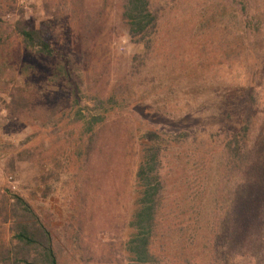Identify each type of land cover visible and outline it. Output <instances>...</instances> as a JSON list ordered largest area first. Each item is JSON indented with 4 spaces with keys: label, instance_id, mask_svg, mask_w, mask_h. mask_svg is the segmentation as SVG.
Masks as SVG:
<instances>
[{
    "label": "rangeland",
    "instance_id": "rangeland-1",
    "mask_svg": "<svg viewBox=\"0 0 264 264\" xmlns=\"http://www.w3.org/2000/svg\"><path fill=\"white\" fill-rule=\"evenodd\" d=\"M60 1L4 0L5 10L15 3L3 18L8 41L0 64L6 66V79L12 86L39 81L42 90L37 105L20 119L10 113L8 94L0 93V203L6 196H20L55 228H67L69 237L78 234L61 264H130L125 246L138 199L140 139L150 131L169 141L180 136L187 169L170 166L167 187L176 193L168 196L186 204L189 197H184L192 194V200L199 187L196 167L205 158L214 162L239 124L238 118L227 117L236 73L225 57L226 30L213 24L203 31L198 25L204 13H214L215 0H158L164 6L160 40L146 54L129 38L121 0L107 5L83 0V34H71L55 22ZM22 15L30 27L45 31L55 48L74 57L69 77L59 70V56L32 57L20 48L12 28ZM93 109L112 113L98 127L96 147L88 155L84 130ZM23 152L30 156L26 162L18 159ZM51 157L61 165L68 158V170L55 195L43 202L39 177ZM10 238L0 220V242ZM192 252L164 254L163 264H182L181 253L186 259ZM203 252L202 247L196 251L199 264L207 262Z\"/></svg>",
    "mask_w": 264,
    "mask_h": 264
},
{
    "label": "trees",
    "instance_id": "trees-1",
    "mask_svg": "<svg viewBox=\"0 0 264 264\" xmlns=\"http://www.w3.org/2000/svg\"><path fill=\"white\" fill-rule=\"evenodd\" d=\"M109 1L104 0V4ZM158 2L121 0V18L129 38L146 54H152L160 40L164 6ZM3 4L4 0H0V53L8 41L3 18L15 10V3L8 10ZM215 4L214 13H204L198 25L203 31L213 24L226 30L225 57L236 73L227 117L229 121L238 118L239 124L214 162L205 158L196 167L199 187L192 200V194L184 197H189L186 204H177V196H168L175 191L167 187L166 170L170 166L182 167L185 172L187 169L180 136L169 141L150 131L140 139L138 199L129 222L132 234L125 246L130 264H163L164 254L189 248L193 250L190 257L185 259L186 254L181 253L182 264H199L196 251L200 247L207 261L204 264H264V0H215ZM82 11L83 0H61L55 22L71 30V34H83ZM12 36L32 57L59 56L61 74L71 75L74 57L66 49L55 48L46 32L30 27L23 15L14 24ZM6 72V66L0 64V93L8 94L10 113L20 119L37 105L36 96L42 86L39 81L36 85L25 81L12 86ZM77 87L80 89V84ZM111 113L110 109L89 110L84 130L88 137L86 154L94 151L96 131ZM18 159L26 162L30 156L23 152ZM61 164L58 158L51 157L50 167L39 177L44 189L43 202L57 192L68 170V158L67 164ZM0 220L8 225L11 235L9 241L0 242V264H61L70 240L78 236L69 237L67 228H55L45 214L20 196L4 197Z\"/></svg>",
    "mask_w": 264,
    "mask_h": 264
}]
</instances>
